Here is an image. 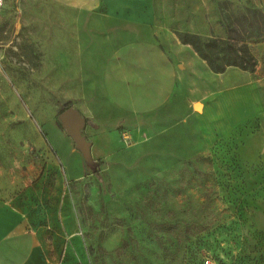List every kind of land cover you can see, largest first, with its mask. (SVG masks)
I'll use <instances>...</instances> for the list:
<instances>
[{"label":"rangeland","instance_id":"rangeland-1","mask_svg":"<svg viewBox=\"0 0 264 264\" xmlns=\"http://www.w3.org/2000/svg\"><path fill=\"white\" fill-rule=\"evenodd\" d=\"M248 5L264 11L5 1L0 209L30 235L20 264H264V41L253 71L215 72L179 37L224 35ZM69 106L89 119L96 171L60 124ZM8 232L3 263L26 244Z\"/></svg>","mask_w":264,"mask_h":264},{"label":"trees","instance_id":"trees-1","mask_svg":"<svg viewBox=\"0 0 264 264\" xmlns=\"http://www.w3.org/2000/svg\"><path fill=\"white\" fill-rule=\"evenodd\" d=\"M223 28L221 36L180 31L179 37L191 44L215 72L230 66L253 71L258 63L253 45L264 41V11L254 5L245 6L236 14V20L223 23Z\"/></svg>","mask_w":264,"mask_h":264},{"label":"water","instance_id":"water-1","mask_svg":"<svg viewBox=\"0 0 264 264\" xmlns=\"http://www.w3.org/2000/svg\"><path fill=\"white\" fill-rule=\"evenodd\" d=\"M200 105V103H196L195 108L199 109L201 107ZM58 118L61 126L75 141L76 147L81 151L87 166L93 171H96L99 161L93 157V141L88 139L87 135L84 133V129L89 122L88 118L75 106H69L63 109L59 113Z\"/></svg>","mask_w":264,"mask_h":264},{"label":"crops","instance_id":"crops-1","mask_svg":"<svg viewBox=\"0 0 264 264\" xmlns=\"http://www.w3.org/2000/svg\"><path fill=\"white\" fill-rule=\"evenodd\" d=\"M23 229H24L23 221L20 216L9 210L0 209V235L3 234V230H8L9 231L8 234H12L13 237H18L17 239H19L20 241H26V244H24L23 254H21L14 261L11 260L10 262H4V263L1 261L0 264H20V262L25 259L30 249L31 238L29 233ZM1 241H3V239H1L0 242ZM5 250L6 249L4 248L2 251ZM0 253H1V249H0Z\"/></svg>","mask_w":264,"mask_h":264},{"label":"built area","instance_id":"built-area-1","mask_svg":"<svg viewBox=\"0 0 264 264\" xmlns=\"http://www.w3.org/2000/svg\"><path fill=\"white\" fill-rule=\"evenodd\" d=\"M4 6H5V0H0V12L2 11ZM4 57H5L4 49L0 46V71L2 70Z\"/></svg>","mask_w":264,"mask_h":264}]
</instances>
